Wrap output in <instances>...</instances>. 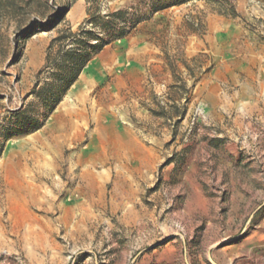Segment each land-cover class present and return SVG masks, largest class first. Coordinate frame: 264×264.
Masks as SVG:
<instances>
[{"label":"rangeland","instance_id":"1","mask_svg":"<svg viewBox=\"0 0 264 264\" xmlns=\"http://www.w3.org/2000/svg\"><path fill=\"white\" fill-rule=\"evenodd\" d=\"M17 1L0 264H264V0Z\"/></svg>","mask_w":264,"mask_h":264},{"label":"trees","instance_id":"2","mask_svg":"<svg viewBox=\"0 0 264 264\" xmlns=\"http://www.w3.org/2000/svg\"><path fill=\"white\" fill-rule=\"evenodd\" d=\"M20 8L22 7L19 5V1L17 0H0V13L5 11L15 12L18 11V9ZM97 47H93L90 54L81 55L75 52H71V54H69V58L67 61V64L69 65L68 68L74 69L75 72L71 77L63 79V89H67L71 84H73V82L80 74L81 69L91 59L93 53L98 51L99 48Z\"/></svg>","mask_w":264,"mask_h":264},{"label":"crops","instance_id":"3","mask_svg":"<svg viewBox=\"0 0 264 264\" xmlns=\"http://www.w3.org/2000/svg\"><path fill=\"white\" fill-rule=\"evenodd\" d=\"M226 21H228V20H226ZM229 21H232V20H229ZM104 61H105V60H104ZM104 61H103V59L99 58V59L97 60V63H95L93 66H91L92 69H93L94 66H95V68L92 70L93 73H95V72H100V68L103 67V65H104ZM94 70H95V71H94Z\"/></svg>","mask_w":264,"mask_h":264}]
</instances>
